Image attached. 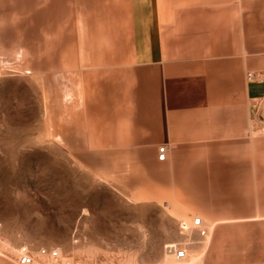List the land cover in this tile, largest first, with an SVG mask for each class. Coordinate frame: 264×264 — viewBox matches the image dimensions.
<instances>
[{"label": "crops", "instance_id": "crops-1", "mask_svg": "<svg viewBox=\"0 0 264 264\" xmlns=\"http://www.w3.org/2000/svg\"><path fill=\"white\" fill-rule=\"evenodd\" d=\"M0 69L54 84L80 161L184 195L204 264L264 228V0H0Z\"/></svg>", "mask_w": 264, "mask_h": 264}, {"label": "rangeland", "instance_id": "rangeland-1", "mask_svg": "<svg viewBox=\"0 0 264 264\" xmlns=\"http://www.w3.org/2000/svg\"><path fill=\"white\" fill-rule=\"evenodd\" d=\"M53 87L0 69V256L17 264L27 246L33 264H181L165 252L176 243L187 264H204L210 228L205 238L180 228L201 217L188 219L184 195L157 194L145 179L118 181L109 164L82 162L93 156L60 144L67 122L54 113ZM243 231L253 241L212 245L220 254L212 264L260 263L264 228ZM39 248L58 257H39Z\"/></svg>", "mask_w": 264, "mask_h": 264}, {"label": "built area", "instance_id": "built-area-1", "mask_svg": "<svg viewBox=\"0 0 264 264\" xmlns=\"http://www.w3.org/2000/svg\"><path fill=\"white\" fill-rule=\"evenodd\" d=\"M246 78L248 80H258L260 79V75L257 73H247ZM166 151L167 148L165 146H160L157 149V158L160 161L165 160L166 158ZM180 228L184 231L191 230L196 232L198 237L205 238L207 236V230L202 226L201 218L194 217L190 224L186 222H181ZM166 254L172 256L176 261L180 262L181 264H187V253L186 250L180 247L176 243L167 244L165 246ZM37 256L39 257H49V258H56L58 257V251L55 249H46V248H39L36 252ZM35 254L27 247L21 246L17 249V254L15 257L17 264H33L35 262Z\"/></svg>", "mask_w": 264, "mask_h": 264}, {"label": "bare ground", "instance_id": "bare-ground-1", "mask_svg": "<svg viewBox=\"0 0 264 264\" xmlns=\"http://www.w3.org/2000/svg\"><path fill=\"white\" fill-rule=\"evenodd\" d=\"M169 257H171L170 255H168Z\"/></svg>", "mask_w": 264, "mask_h": 264}]
</instances>
